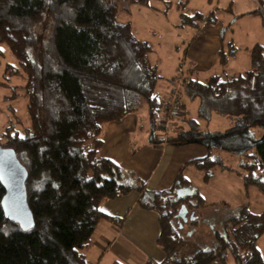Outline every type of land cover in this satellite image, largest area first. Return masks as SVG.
<instances>
[{"label": "trees", "instance_id": "trees-1", "mask_svg": "<svg viewBox=\"0 0 264 264\" xmlns=\"http://www.w3.org/2000/svg\"><path fill=\"white\" fill-rule=\"evenodd\" d=\"M131 2L150 6V0ZM252 14L259 15L264 26V0ZM118 15L117 0H0V43L17 62L6 65L5 76L8 82L11 78L25 82L11 86L13 94L5 101L23 92L29 119L23 130L11 122L0 133V144L14 150L26 169L27 203L33 217L29 228L6 217L0 182V264H88L82 250L98 224L103 219L122 222L105 214L102 203L133 192L141 193L142 208L159 215L157 244L164 259L144 264H264L258 245L264 236V211L255 213L248 203L232 208L220 202L231 213L214 230V247L183 255L187 238L179 217L186 210L218 204L207 202L189 185L185 167L171 188L151 191L135 173L102 156L108 123L124 121L144 101L156 126L157 117L166 114L170 94L165 99L157 94L162 77L151 59V44L140 40L132 24L121 22ZM181 16L182 26L197 28L204 21L202 14ZM237 51L231 44L220 63ZM250 59L246 71L229 79L216 75L202 82L183 76L177 100L183 118H188L183 95L202 101L206 109L202 119L209 121L212 112L231 118L225 132L213 133H197L200 123L189 119L190 132L177 125V137L208 149L186 164L200 171L204 184L216 177L217 169L234 172L247 199L252 189L264 196V136H256V130L264 131V45H255ZM1 86L8 83L0 82ZM9 110L15 111L11 105ZM226 140L241 158L237 169L214 155L215 146L226 147ZM187 186L191 190L180 194Z\"/></svg>", "mask_w": 264, "mask_h": 264}, {"label": "rangeland", "instance_id": "rangeland-1", "mask_svg": "<svg viewBox=\"0 0 264 264\" xmlns=\"http://www.w3.org/2000/svg\"><path fill=\"white\" fill-rule=\"evenodd\" d=\"M117 2L119 4V20L121 22L131 23L137 37L149 42L153 48L151 59L153 63L158 66L159 73L162 77L158 83L157 94L160 98H165L164 90L168 87V92H170L173 87L177 86L175 78L180 74L179 67L182 66L180 62L185 60V52L189 44L193 43L196 34L195 28L182 26L183 20L181 15L193 16L198 13L209 15L213 7L218 4L215 3V5H211L208 0H190L189 5H187L186 0H150L149 7H142L131 2V0H117ZM228 2L229 0H223L219 3L220 9L218 13H216L217 16H222L223 13H226L224 10ZM257 23L258 22H254L253 24L251 21L242 22V31L239 25L236 27L235 43H237L236 47L240 49V54L235 62L225 61L223 64L224 66H222L224 68L222 69L220 67L222 70L217 66L209 65L207 66L208 70L202 71V68H204L202 64V53H197V51H193V48H191L189 58L194 62L191 67L195 69L197 78L205 82L207 79L211 78V76L221 74L223 79H229L230 77H225L229 74L226 71L227 69L238 72L247 70L246 68L249 66V57L246 46L253 45L257 42L264 44V29ZM232 34L233 33L229 31V36L227 37H230ZM0 49L4 52V57L0 58V82L8 83V86L0 87V133H2L11 122L15 123L17 129L23 130L29 125L27 99L20 94L23 93L20 91L16 93L19 95L14 100L5 101V97L13 94L11 86H20L25 84V82L22 78H11L8 82V77L5 76L6 65H15L17 62L5 44L0 43ZM186 62L189 64V60ZM177 63H180L178 70H175V73L172 75L173 64ZM185 74L184 72V77ZM181 85L183 86V84ZM182 101L187 108L190 106V110L194 111V113H191L190 118L197 120L201 124L197 133H202L204 131H209L210 133L218 131L225 132L233 123L231 118L222 117L213 112L209 121L204 118L202 119V110L205 111L206 109L203 107L200 99L193 100L183 95ZM10 105L13 106L14 112L9 110ZM134 114L144 118L147 121L146 123L151 122L144 101L138 104V109ZM160 118L161 116L159 115L157 120H160ZM176 120L177 119H175V126L170 127L168 137L169 135H176V133H178L179 128H177ZM159 125H161V123L157 121L156 128H161ZM185 128L187 129L186 132H190L189 129L191 127L188 123H186ZM256 136L258 139H261L264 136V131L262 129L256 130ZM174 140L180 141L181 144L179 146L185 147L184 149L193 144V142L187 139L183 140L178 137ZM226 143L228 144L226 147H224V145L215 146L213 149L214 155L223 158L227 166L237 169L241 158L237 152L232 149V145H230L227 140ZM207 153L208 149L202 146V148L199 147L195 152H186V154H188L186 158L193 159L204 156ZM216 174V177L211 182L204 184L200 171L192 167L185 168L184 170V176L204 195L207 202L217 203L218 205L209 209L197 210L198 212H193L195 210H186L184 215L179 217L178 224L182 228L181 232L187 238V243L181 252L183 255H192L200 249L214 247V230L220 229L221 220L231 213L229 208L219 204L221 200L228 202L232 208L248 203L250 209L255 213L264 211V196L252 189L250 198L247 199L243 182L234 172L217 169ZM195 216L198 219V223H195ZM258 245L264 258V236L259 240ZM230 263L235 264L233 261Z\"/></svg>", "mask_w": 264, "mask_h": 264}, {"label": "crops", "instance_id": "crops-1", "mask_svg": "<svg viewBox=\"0 0 264 264\" xmlns=\"http://www.w3.org/2000/svg\"><path fill=\"white\" fill-rule=\"evenodd\" d=\"M222 1L215 0L212 2L208 0L211 5H215V3L218 5L213 7L209 15L202 13L204 21L199 27H193L196 29V34L193 43L189 44L184 55V59L189 60V64L185 60V62H180L185 68L187 78L197 77L195 69L191 67L194 62L189 58L191 48L197 53H202V64L204 65L202 71L208 70L207 66L209 65L223 69L222 66L224 65L220 63L223 51L228 54L231 44L234 45L238 51L235 56L228 57V61L232 62H235L240 54V49L236 47L237 43H235L236 27L238 25L241 28L242 22L251 21L253 24L258 22L257 24H260L261 28L264 29L261 17L252 14L260 8L261 0H229L224 10L226 13L217 16L216 13L220 9L219 3ZM186 3L189 5L190 0H186ZM211 17H214L215 20L209 21ZM240 30L242 31L243 28ZM229 31L233 34L227 37ZM257 44L261 43L257 42L246 46L249 57L248 68L251 64L250 51ZM180 63L173 64L172 75L175 70H178ZM221 68L220 70H222ZM226 71L229 74L225 77H232L246 70L238 72L227 69ZM216 75L222 77L221 74ZM164 93L166 98L168 87L164 90ZM184 108L189 109L188 118L179 116L176 124L181 125L184 131H187L185 128L186 123L189 119H192L190 117L194 111L190 110V106L188 108L184 106ZM146 122L144 118L133 114L122 122L108 123L103 134L102 156L111 159L123 169L135 173L137 177L145 182L148 190L162 191L171 188L175 184L178 174L184 167L194 168L191 165H186L189 161L195 159L186 158V155H188L186 152H195L199 147L202 148V144L193 143L190 146L191 148L184 149L185 147L179 146L180 141L174 140L178 135L177 133L171 136L170 142L167 141L169 138L163 142L164 137L160 130L156 129L152 121L150 123ZM187 180L189 185L195 188L188 178ZM190 186L180 189L179 193L182 195L187 194L191 190ZM140 199L141 193L133 192L121 198L106 200L102 203V211L105 214L109 217L121 218L122 222L103 219L98 224L92 239L82 250L88 264H113L115 262L144 264L148 260L155 263L163 261L164 255L157 244L160 235L159 215L154 211L142 208ZM193 212H196V210ZM196 216L195 218H197ZM214 264L223 263L216 262Z\"/></svg>", "mask_w": 264, "mask_h": 264}, {"label": "water", "instance_id": "water-1", "mask_svg": "<svg viewBox=\"0 0 264 264\" xmlns=\"http://www.w3.org/2000/svg\"><path fill=\"white\" fill-rule=\"evenodd\" d=\"M26 178V169L18 161L15 151L3 148L0 144V182L5 189L2 206L6 217L18 222L23 228L33 225L27 203Z\"/></svg>", "mask_w": 264, "mask_h": 264}, {"label": "built area", "instance_id": "built-area-1", "mask_svg": "<svg viewBox=\"0 0 264 264\" xmlns=\"http://www.w3.org/2000/svg\"><path fill=\"white\" fill-rule=\"evenodd\" d=\"M185 72L184 67L181 68V72L178 77L175 78V83H177V86L173 87L170 91L168 102L165 105V112L160 120L158 121L161 123V128H159L160 132L163 133V137L168 136V132L170 131V127L175 126V119L179 117L180 114V106L177 102L178 97H179V92L182 88V83H183V73Z\"/></svg>", "mask_w": 264, "mask_h": 264}]
</instances>
